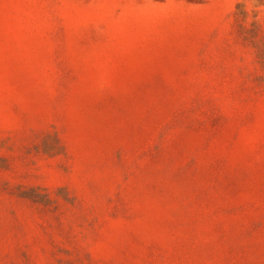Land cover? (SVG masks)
I'll list each match as a JSON object with an SVG mask.
<instances>
[{
  "label": "rangeland",
  "instance_id": "374dc122",
  "mask_svg": "<svg viewBox=\"0 0 264 264\" xmlns=\"http://www.w3.org/2000/svg\"><path fill=\"white\" fill-rule=\"evenodd\" d=\"M0 264H264V0H0Z\"/></svg>",
  "mask_w": 264,
  "mask_h": 264
}]
</instances>
